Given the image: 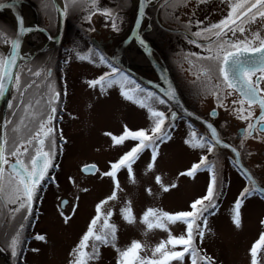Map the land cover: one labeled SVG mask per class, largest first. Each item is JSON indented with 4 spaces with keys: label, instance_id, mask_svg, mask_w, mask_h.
<instances>
[{
    "label": "snow or ice",
    "instance_id": "obj_1",
    "mask_svg": "<svg viewBox=\"0 0 264 264\" xmlns=\"http://www.w3.org/2000/svg\"><path fill=\"white\" fill-rule=\"evenodd\" d=\"M84 2L85 0H65L63 11L59 9L57 11L67 18L69 7L77 8ZM88 2L91 8L90 14L85 17L86 21L90 23L93 16L98 13L106 18V23H110L113 31H121L123 21L121 20V25L117 24L113 9L100 10L98 0ZM154 2L155 0H138V15L135 19L137 26L135 40L148 54H151V48L140 34V28L146 19L147 8ZM187 2L188 0H175L176 6L185 5ZM205 2L206 0H198L200 4ZM2 7L4 5L0 4V8ZM163 7H167V2ZM93 8L97 11L93 12ZM17 20L20 36L33 32V28L25 27L22 17L18 16ZM258 23H264V0H235L230 5L227 15L219 22L205 26L203 21L197 20L196 31L191 30L192 20L182 25L188 43L203 49L205 53L191 52L188 57L190 62L191 60L199 62L204 77V87L197 95L215 97L216 108L209 113L210 117L214 120L219 115L217 109L231 111L236 119L246 123V127L242 131L238 145L225 142L218 128L208 120L203 121L207 134L202 135L193 130L186 136L184 145L192 150H200L204 154L197 162L181 171L179 176L194 181L198 178V173L207 172L206 191L193 199L187 210L167 211L163 208L149 207L144 211L140 222L148 230L157 229L168 233L167 239L154 247L150 257L141 255L144 245L140 241L133 240L125 248L118 246L119 226L112 218L118 214L126 224H135L137 217L132 200H125L118 209L108 205L120 200L119 194L122 191L120 175L126 174L127 179L136 184V167L145 155H149L145 164V175L155 174L162 156V146L173 140L177 112L166 113L158 110L154 106L155 103L168 104L169 108L175 103L188 117L201 118L184 109L171 84L161 97L132 80L115 66L108 56L98 53L99 62L107 65L111 72L102 73L89 81L90 85L92 87L98 85L100 94L118 85L121 95L126 100L134 101L141 109L147 110L150 127L133 130L125 124L119 134L105 132L104 135L110 137L112 146L123 150L108 163L105 170H101L95 164L82 169L85 173L93 174L101 182L107 180L110 192L95 204L94 215L72 250L70 264H90V261L99 258L102 247L115 250L116 264H188L189 259L190 264H217V261L203 250L202 242L206 238V232L211 231L209 218L216 215L226 188L222 170L216 160L209 159V154L215 155L220 148L230 150L234 154L235 166L247 178V185L235 198L232 207L231 220L237 228L242 223L241 210L245 201L257 195L264 197V186H261L253 178L251 171L241 163V150L245 148L246 140H259L264 144V36L260 31L250 33L252 25ZM90 31L95 29L90 28ZM48 39L53 40L54 37L49 35ZM20 48L21 40L17 38L11 43L9 55L0 54V97L5 95L9 84L17 92L13 97L15 103L9 102L8 105L10 109H16L12 113L14 118L11 121L7 119L4 121L5 132L0 137V219L12 222L16 220L17 215L20 216L18 226L7 235L5 241V247L14 258L24 250L25 230L31 225L32 217L37 215L34 205L36 201L43 200L41 193L45 191L46 186L56 180L54 173L60 168L57 159L63 154V145L67 143L62 131L56 128L57 121L62 119L59 116L61 93L49 89L46 100L43 96L40 99L30 96L32 89L38 85L34 80L31 83L28 81L22 83V73L14 71L20 58ZM89 51L91 52V49ZM77 55L81 60L91 59L90 56H80L79 53ZM34 76L39 77L41 73L36 71ZM128 84H134L135 87L128 89L126 88ZM233 93L238 94L239 99H233L232 107L229 109L225 99ZM256 108L259 109L258 116L255 113ZM68 179L75 184L71 176ZM155 183L163 193L177 187L174 182L165 183L160 175H155ZM82 191L87 192L88 189L84 188ZM146 191L149 195L152 194L151 188H147ZM59 203L61 206L59 215L63 223L68 225L79 210V197L74 196L71 201L61 199ZM172 226H183V233L173 234ZM33 238L41 242L47 239L43 234H34ZM33 251L38 252L39 249ZM262 252L264 233L259 235L250 248V264H260L258 253Z\"/></svg>",
    "mask_w": 264,
    "mask_h": 264
},
{
    "label": "rangeland",
    "instance_id": "obj_2",
    "mask_svg": "<svg viewBox=\"0 0 264 264\" xmlns=\"http://www.w3.org/2000/svg\"><path fill=\"white\" fill-rule=\"evenodd\" d=\"M53 1L56 9H59L56 0ZM108 3L107 0H98L99 9H109ZM82 6L80 10H77L79 12L76 19L82 27L75 28L77 32L75 37L70 38L71 29L69 31V27L66 26L61 43L54 48L35 54L38 49L34 53L35 56L49 51L51 54L55 50L54 60L46 59L48 62H45L38 71L45 74L50 65L60 69L59 74L51 71L50 74H52L47 80L49 89L61 93L62 119L58 121V129L62 131L67 143L63 145V154L59 156L60 168L54 173L56 180L46 186L42 193L43 200L35 206L37 215L32 217L35 221L28 230L31 237L17 264H70L72 250L78 244L90 218L94 215L95 204L110 192L107 180L101 182L94 175H85L81 172V167L84 164L93 163L101 170H105L108 163L123 150L114 148L110 137L104 135L105 132L119 134L125 124L133 130L150 127L147 110L141 109L134 101L126 100L121 95L118 85L100 94L99 86L92 87L89 83L102 73L111 72L107 65L99 62V52L90 45L89 39L94 37L101 42L104 46V54L111 58L130 32L129 27L135 17L134 7L127 12L130 6H126L122 10L127 9V11L120 12L116 16L118 25H121V20L123 21L121 31L116 32L111 29L110 23H106V18L98 13L93 16L90 23L86 21L85 17L90 14L91 4L86 0ZM36 7L34 5L33 8L36 12L38 29L32 36V40L39 43L50 34L56 36L59 33L60 20L58 18L57 24L48 28L47 16L39 20L40 16ZM92 11L97 10L93 8ZM0 18L15 28L17 21L3 14H0ZM39 21H44L41 25L44 29L41 28ZM90 28H94L95 31H90ZM82 29L83 31L87 29V35L81 32ZM110 39L114 40L112 44L108 42ZM11 43V40L0 42V51L5 53L3 48ZM77 53L80 56H90L91 59L81 60ZM118 59L134 70L151 72L149 63L140 48L131 46V43L121 50ZM134 87L133 84L126 85L128 89ZM154 106L160 110V104L155 103ZM175 125L172 133L173 140L162 146V156L156 173L145 175V164L149 159V155H145L136 167L137 183L132 184L126 174L122 173L119 177L122 188L119 194L120 200L108 205L118 209L125 200H132L137 217L135 224H126L118 214L112 219L119 226L118 246L125 248L133 240L140 241L144 245L141 252L143 256L150 257L154 247L162 240H166L168 236V233L162 230H148L140 222L144 211L149 207L163 208L167 211L187 210L191 201L206 191L207 172L198 173V178L194 181L191 178L179 176L181 171L197 162L200 155L199 151L192 150L183 143L189 134L185 120H177ZM155 175H160L165 183H176V189L163 193L155 183ZM70 176L75 180V184L69 181ZM222 178L226 188L225 195L220 201L216 215L209 218L211 231L206 232L202 248L217 261V264H250V248L259 235L264 233V223H261L264 221V202L258 196L249 197L242 206V223L237 228L231 220L232 207L235 198L247 185V180L234 164H226ZM84 188L88 191H82ZM147 188L152 189L151 195L146 191ZM74 196L79 197V210L72 222L65 225L59 215L61 211L59 202L63 198L71 201ZM171 231L179 235L184 229L183 226H172ZM34 234H43L47 239L45 242L36 241L33 238ZM33 249H39V251L36 252ZM7 253L8 264H13L15 258L10 252ZM116 258L117 253L113 248L102 247L99 258L90 261V264H116ZM258 260L260 264H264V252L258 253Z\"/></svg>",
    "mask_w": 264,
    "mask_h": 264
},
{
    "label": "flooded vegetation",
    "instance_id": "obj_3",
    "mask_svg": "<svg viewBox=\"0 0 264 264\" xmlns=\"http://www.w3.org/2000/svg\"><path fill=\"white\" fill-rule=\"evenodd\" d=\"M1 1L5 0H0V2ZM21 1L22 3L28 2L32 6L36 5L38 15L40 16L42 10L39 11V6H45V4L49 3L50 0ZM107 1L109 2V9H113V16L115 19L120 12L127 11V9L123 11L122 8H120L121 3L124 4V6H130L127 12L131 11V8L134 7L133 10L135 12V17L131 25H135V19L138 15V1L136 5L133 0ZM166 2L167 7H163ZM234 2L235 0H206L205 3L200 4L198 3V0H188L185 5L176 6L175 0H171V2H168V0H155V2L147 8L146 19L143 22L140 34L150 44L152 48V55L157 60L165 63L174 84L179 91L181 99L187 108L202 120L213 122L220 131L225 142L238 145L240 143L242 131L246 127V123L236 119L231 111L226 112L223 109H217L219 115L214 120L210 117L209 113L216 108L215 97L211 95H197L198 91L204 87V77L201 73L199 62L196 60H191L190 62V58L188 57V54L191 52H197L199 54L205 53L203 52V49L197 48L195 45L188 43V38H186L185 31L182 27V25L186 24L189 20H192L193 23V27L191 29L192 31L197 30L195 27V22L197 20L203 21L205 26L209 23H217L227 15L230 10V5ZM45 16L48 18V28L54 27L57 24V16L53 18L52 15L49 16L45 14L43 17H40L39 20L45 19ZM43 22L44 21H39L40 26ZM66 24L68 27L67 18ZM72 25L75 28L82 27L78 21L72 22ZM255 31H260L261 35L264 36V23L253 24L250 29V33ZM131 32H129L128 36L125 38H130L128 43H131V38L133 36H131ZM108 42L112 44L114 40L110 39ZM138 47L140 48L144 58L148 61L151 72L148 73L143 70L141 71V69H135V71L144 76L160 81L159 74L149 59V54L139 45ZM120 52L121 51L119 50H115V53L111 57L116 56L119 58ZM121 70L130 76V74L123 68ZM131 79L140 84L142 87H145L143 84L136 81L134 77H131ZM155 93L163 97L160 93ZM233 99H239L238 94L233 93L232 96H228L225 99V103L228 105L229 109L232 107L231 101ZM160 110L165 111L166 113L176 111V121L184 119L189 133L195 130L202 135L207 134V129L202 122L184 115L182 111L176 108L173 104L171 108H169L168 104L160 105ZM255 113L257 116L259 115L258 108L255 109ZM190 124L192 127H189ZM197 151H199L200 156L204 154L200 150ZM241 151L243 163L248 167L260 185L264 186V144H261L259 140L249 139L245 141V148ZM248 153H252V155H249ZM233 156L234 154L231 153L230 150L220 148L217 150L215 155L209 154V159L217 161L223 174L226 164H234ZM257 196L264 202V197H260L259 195Z\"/></svg>",
    "mask_w": 264,
    "mask_h": 264
},
{
    "label": "trees",
    "instance_id": "obj_4",
    "mask_svg": "<svg viewBox=\"0 0 264 264\" xmlns=\"http://www.w3.org/2000/svg\"><path fill=\"white\" fill-rule=\"evenodd\" d=\"M84 4H85V2L83 3V5ZM82 7L83 6H79L77 8L69 7L67 20H68L69 31L71 29L70 35H69L70 38L73 36L75 37L77 34L75 27L72 25V22L78 21V20H76V19H78L77 13L79 12L77 10L78 9L80 10ZM39 8H40L39 11L42 10V12L40 13V17H43L45 14H47L49 16L52 15L53 18L56 17L55 6H54V3L52 0H50L49 3H46L45 6H39ZM120 8L124 9V8H126V6H120ZM86 30L83 31V29H82L81 32L84 33L85 35H87ZM14 35H15L14 28L7 21L0 18V42H2L4 40H11L14 37ZM54 53H55V50L51 54L49 51V52L41 53V54L35 56L33 60H31L30 62H28L24 65V68L21 71L22 83L24 81H28L29 83H31L34 80L35 83L38 85V87L33 88L31 93H30V96L33 97L34 99H40L41 96H43L44 99L46 100L48 98V94H49V90H48L49 89V81L47 80V78H49L52 73H55V74L58 73L59 74V71H60L59 67H56L54 65H50L49 69H47L45 71V74L41 73V76H39V77L34 76V73L36 71H38L45 62H48L46 59H49V61L54 60V57H53V55H55ZM0 54H3V53L0 51ZM59 54H60V52H59ZM49 70L52 71L51 74L49 73ZM16 95H17V92L14 93L13 97H15ZM11 102L15 103L13 98H12ZM61 104H62V99L59 100V109H60ZM15 111H16L15 108H13V109L9 108L8 109V112H7V119L8 120L9 119H10V121L13 120L14 117H13L12 113ZM56 126H57L56 128L58 129L57 123H56ZM9 131H10V129H9ZM59 159H60V157H58V159H57L58 163H59ZM42 193H41V195H42ZM39 201L40 200L36 201V203L34 205V208L36 211H37V207H35V206H37L39 204ZM34 221H35V218H32L31 225L34 224ZM19 222H20V216L19 215H17L16 220L12 221V222H6V221H4V219H0V245L7 252H10V250L5 247V241H6L7 235L10 232H12L15 227L18 226ZM29 227L26 228L25 233H24V236L26 238V242L23 245L24 250L17 257H15L13 264L18 263L19 259H21L22 255L24 254V252L26 250L27 243L29 242L30 237H31L30 232L28 231Z\"/></svg>",
    "mask_w": 264,
    "mask_h": 264
},
{
    "label": "water",
    "instance_id": "obj_5",
    "mask_svg": "<svg viewBox=\"0 0 264 264\" xmlns=\"http://www.w3.org/2000/svg\"><path fill=\"white\" fill-rule=\"evenodd\" d=\"M20 3H22L21 0H6V1H2L0 2V4H3L4 6H7V5H12L15 7L16 9V13H17V17H22L23 18V21H24V17H23V12H22V9H21V6H20ZM3 8V7H2ZM1 9V8H0ZM58 18L60 20V30H59V37H58V44L62 42L63 40V37H64V33L66 31V18L64 16H62L60 14V12H58ZM136 28L137 26L135 25L132 32H131V36L134 35L136 33ZM25 36V35H24ZM24 36H20L19 35V21L17 20V26H16V34H15V37L13 38L14 39H17L19 38L21 40V48H22V42H23V39H24ZM54 37L53 40L56 39V36H52ZM130 39V38H129ZM129 39H126L125 41H123L121 44H120V48H119V51H121L124 47H126ZM12 40V41H13ZM93 42L99 46L101 49H104V46L102 45V43H99L97 42L95 39H93ZM150 45V44H149ZM21 48L19 50V52L21 53ZM151 48V46H150ZM48 48H41L39 49L35 54L37 53H40V52H43L45 50H47ZM151 51H152V48H151ZM35 54H33L30 59H32ZM7 55V54H5ZM29 59V60H30ZM149 59L151 61V63L153 64V66L155 67L156 71L158 72L159 74V78H160V81H157V80H154V79H151V78H148L146 76H143L141 75L139 72L135 71L134 69L130 68L129 66L125 65L124 63L120 62L119 59L115 56L114 59L112 58V60L119 66L123 67L128 73H130L132 76H134L136 79H138L140 82H142L145 86L149 87V88H152V89H155L156 91H158L159 93H161L163 96H164V93L167 91L168 87H169V84L172 85V87L176 90L177 92V99L179 100L180 104L183 105L184 109H187V111L189 112H192L191 110H189L187 108V106L185 105V103L183 102V100L181 99V96L179 94V91L176 87V85L174 84V81L169 73V70L168 68L166 67L165 63L160 61V60H157L153 55L152 53L149 54ZM20 58L17 60V67L14 69V71H18V68L19 66L21 65L20 64ZM11 87V84H9V87H8V90L7 92L5 93V95L3 97H0V110H1V106L4 102V99L9 91ZM173 105L180 109L182 111V113L184 115L185 112L184 110L179 106V105H176L175 103H173ZM7 108H8V104H5L4 107H3V111H2V115H3V126L1 128V135L0 137H2L4 135V131H5V127H4V121L6 120V115H7ZM196 115V114H195ZM187 116V115H186ZM197 116V115H196ZM194 119H196L195 117H192ZM200 122L203 123L204 120L202 119H196ZM204 124V123H203ZM241 163L243 164L242 162V158H241ZM90 165H93V164H88V165H85V166H90ZM96 165V164H95ZM83 166L82 169L85 167ZM97 166V165H96ZM243 166L245 168H247L244 164ZM98 167V166H97ZM248 169V168H247ZM249 170V169H248ZM83 172V171H82ZM85 173V172H83ZM85 174H90V173H85ZM253 178L255 179V177L253 176ZM0 250L4 252V254L7 255L6 251L0 246Z\"/></svg>",
    "mask_w": 264,
    "mask_h": 264
},
{
    "label": "bare ground",
    "instance_id": "obj_6",
    "mask_svg": "<svg viewBox=\"0 0 264 264\" xmlns=\"http://www.w3.org/2000/svg\"><path fill=\"white\" fill-rule=\"evenodd\" d=\"M137 1L138 0H134L135 5L137 4ZM56 2L59 6V10L63 11V9H64L63 0H56ZM20 6H21V9L23 12L25 27L33 28V32L25 34L23 42H22V48H21V53H20V59H21L20 64L22 65L26 61H28L30 59V57L38 49H40V48H54L58 44L59 33L56 35L55 40H49L47 37L46 39L42 40L39 43L33 42L32 36L34 35L35 31L38 29L36 12L33 8L34 6H32L28 3H22ZM121 6H124V4H121ZM0 14L7 16L8 18L14 20L15 22L17 21V15H16V12H15L13 6H11V7H9V5L4 6L3 8L0 9ZM15 25L17 26V22L15 23ZM134 26L135 25H133V26L131 25L129 27L130 32L133 30ZM140 30H141V28H140ZM135 35H136V33L131 38V46H138V43L135 40ZM3 49H4L5 53L7 55H9L11 53V44L5 46ZM14 92H15V89L11 85V87H10V89H9L5 99H4V102L1 106V110H0V135H1V128L3 126V115H2L3 107L5 104H8L11 101ZM8 258H9L8 255L4 254V252L0 250V264H8L9 263Z\"/></svg>",
    "mask_w": 264,
    "mask_h": 264
}]
</instances>
